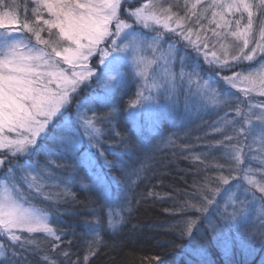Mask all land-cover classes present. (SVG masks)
<instances>
[{
    "label": "snow or ice",
    "instance_id": "snow-or-ice-1",
    "mask_svg": "<svg viewBox=\"0 0 264 264\" xmlns=\"http://www.w3.org/2000/svg\"><path fill=\"white\" fill-rule=\"evenodd\" d=\"M133 2L33 0L31 18L21 20L17 0H0V264H32L29 257L45 241L50 247L39 264H89L101 233L119 234L133 211L122 184L134 185L152 159L145 156L139 168L125 163L140 144L117 129L121 110L133 127H142V120L157 128L164 119L190 120L194 111L234 104L235 115L225 112L212 129L222 137L216 145L224 162L205 164L192 191L165 209L175 221L168 229L187 240L196 264H235L238 247L250 254V240L264 244V101L231 100L201 75L198 63L203 57L219 76L253 62L247 75L234 72L222 80L231 88L244 84L245 97L264 96V0H141L135 8ZM209 10L211 37L200 25ZM193 18L200 25L195 31L188 23ZM229 37L217 55V43ZM131 84L136 90L129 95ZM250 138L260 145L256 164L251 144L244 151ZM186 158L204 164L208 156ZM81 168L87 169L83 175ZM75 186L97 197L84 221L92 239L82 257L71 251V239L64 240L68 231L56 226L57 205L76 200ZM121 200L116 213L113 204ZM216 247L219 261L212 258Z\"/></svg>",
    "mask_w": 264,
    "mask_h": 264
},
{
    "label": "trees",
    "instance_id": "trees-1",
    "mask_svg": "<svg viewBox=\"0 0 264 264\" xmlns=\"http://www.w3.org/2000/svg\"><path fill=\"white\" fill-rule=\"evenodd\" d=\"M17 2L20 5V18L23 19L32 4L30 0H17ZM259 20V12H257L254 30L259 27ZM127 99L128 97H124V100L118 103L123 106ZM230 106L222 108L221 112H230ZM221 112L206 116L204 119L199 117L198 120L194 117L190 120L175 119L173 128H169L170 123L163 122L162 132L172 135L174 142L167 148L156 149L153 147L154 142L147 141L146 143L138 137L127 113L121 110L117 129L140 144L139 150L134 154L129 153L123 157L125 163L131 168H139V162L143 161L145 156H150L152 159L147 172L142 173L139 179L133 177L136 180L134 185L122 184V188L126 190L122 195L132 200L133 211L119 234L101 233L102 241L96 255L90 258L89 264H196V260L189 254L187 240L178 238L168 229V225L175 221L172 214L166 212L165 209H170L174 201L182 200L185 190L192 191L193 181L201 179L205 164L224 162L222 158L218 159L223 150L216 145V141L222 137L212 130L214 122L222 116ZM108 150L111 151L112 148L109 147ZM197 154L208 156L204 164L186 158ZM40 160H43L42 156ZM85 171L81 168L80 174L83 175ZM104 171L107 173L109 170L105 168ZM213 171L210 170L209 174H213ZM56 174L57 176L63 175L59 172ZM72 191L76 194L75 201L69 199L67 203L62 202L57 205L59 224L56 226L68 231L69 235L64 237V240L71 239V251L82 257L89 240L92 239V234L86 230L84 221L91 219L88 212L89 209L97 207L91 203L97 197L93 193L84 192L78 186L73 187ZM149 193L153 194L149 195ZM33 203H38V201L34 200ZM117 203L121 208L123 201H117L114 204ZM35 235L44 241L43 234ZM253 242L256 244L254 257L250 258L241 249H237L233 257L235 264H264V244L259 239ZM49 247L46 241L41 243V251L29 257L32 264H39L40 257ZM64 247L65 245H61V248ZM215 252L216 255L212 258L219 261L221 252L218 247ZM49 254L55 255L54 253ZM72 259L75 260L76 256L74 255Z\"/></svg>",
    "mask_w": 264,
    "mask_h": 264
},
{
    "label": "rangeland",
    "instance_id": "rangeland-1",
    "mask_svg": "<svg viewBox=\"0 0 264 264\" xmlns=\"http://www.w3.org/2000/svg\"><path fill=\"white\" fill-rule=\"evenodd\" d=\"M30 2L32 4V6H33V0H30ZM142 2L147 3V0H142ZM170 2L174 3L175 0H170ZM183 2H184V0H180V3L181 4H183ZM190 2H194V0H190ZM203 2L204 3H210L211 0H203ZM140 3H141V0H135V2L132 3V7L133 8L139 7L140 6ZM32 6H31V8H32ZM197 11L198 12L200 11V7L199 6L197 8ZM180 14L183 15V12H181ZM26 15L29 18H31V15H32L31 14V9H29L28 11H26ZM206 16H207L206 17L207 20H201L200 21V25H203V28L201 29V32L203 33L205 30H208L207 31V35L209 37H211L212 36V33H211L210 29L215 28V24H210L209 23V21L211 19V10H209V12L206 14ZM245 17H246V14H245ZM21 20H23V19H21ZM194 20H195V18H193L192 20H189L188 23L189 24H194ZM244 22L245 21H242V23H244ZM200 25H195L194 24V31H195L196 28H199ZM258 28L255 29V31L257 32V35H258ZM145 31H147V30H145ZM167 38H168V40H171V41H174L176 39V37L174 35H172L171 33H167ZM192 38L195 39L196 38L195 35ZM230 42H231V37H229L228 40H221L220 42H218L217 43V46H216L217 55H220V43L229 44ZM167 46H168L167 44L164 45L165 48H167ZM187 51L193 57H195V53L192 52L191 49H188ZM255 60H261V56L258 54L255 57ZM198 63L201 64L203 66V69H204V71H203V73H201V75H203L206 79L215 80L216 81V84L220 88H223V89L226 90V94L227 93H231L232 95L229 97L231 100L235 101L236 98L239 97L240 100H243L245 102H247L248 100H251L253 103H259V102L264 101V96H259L255 92H253L249 97H245L243 95L242 91H240V89H242V88L245 87L244 84L238 83V85H237L236 88H231L230 86L225 85L223 83V80H222V77L223 76H231V75H233L234 72H239V73H243L244 75H247L248 74V65L251 64V63H253V62L244 61L238 67H235V68H233L231 70H225V71L220 72V75L219 76H217L215 74V72H212L209 69V66L204 62L203 57L198 58ZM128 87H129V90H130L129 91V95H131V93L135 92L136 88H135V85L134 84H131ZM82 97H83V94H82ZM234 107H235V105L233 104V105L230 106V109H234ZM241 107H243V105H241ZM222 108H224V107H222ZM222 108H220L218 110H215V111H213V110L199 111V112L194 111L193 114H192V117H194L195 120H198L199 117H201V118L204 119V117H206V116L215 114L217 112H221V109ZM72 111H74V107H73ZM227 113H228V117L229 118H231V117H233L235 115L234 110H231L230 112H227ZM220 115H222V116H220L218 120H220L221 117H224L225 116V113L224 112H221ZM165 121L167 123H170L171 126H169V128H173V126L175 125L174 124V121L175 120L164 119V120H162L160 122V124H159V126L157 128H152V127L148 126L147 124H145L141 120L140 121V124L142 125V127H133V128L135 129L138 137L141 138V139H143V140H145L146 143H147V141H150L151 143L154 142L153 143V147H155L156 149H164V148H167V147L171 146L173 144V142H174V137H172V135L167 134L168 132L167 133H163L162 132V128H163L162 127V123L165 122ZM131 123H132V121H131ZM212 127H213V125H212ZM148 139H150V140H148ZM248 144H251L252 153L254 155H256V160L253 161V164H256V163H258V161H259V159L261 158V155H262L260 153V145H259V142L257 140V142L253 144L252 143V139L250 138L249 141L244 146V151L245 152L249 151ZM84 169L87 171L86 168H84ZM0 173H2V169H0ZM257 195H259V193H257ZM259 207H260V202L258 201L257 204H256V208L259 209ZM113 209H114V211L116 213H119L121 208L118 206V203H117V204H113ZM252 224L255 225L256 229H259L260 228V221L257 220L255 216H253V218H252ZM255 246H256V244L253 242V240H250V248L252 249L251 253L248 254L247 250H242V249L241 250L248 257L253 258L254 257L253 256L254 251H256ZM237 249H240V248L238 247ZM219 251L221 252L220 248H219ZM189 254L191 255L192 258H194L195 260H197V258L191 254L190 249H189Z\"/></svg>",
    "mask_w": 264,
    "mask_h": 264
}]
</instances>
